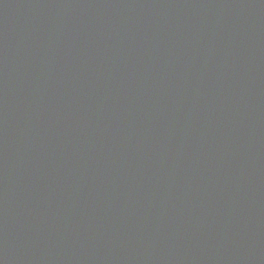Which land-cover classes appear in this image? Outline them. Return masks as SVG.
Returning a JSON list of instances; mask_svg holds the SVG:
<instances>
[{"label":"water","instance_id":"1","mask_svg":"<svg viewBox=\"0 0 264 264\" xmlns=\"http://www.w3.org/2000/svg\"><path fill=\"white\" fill-rule=\"evenodd\" d=\"M0 264H264V0H0Z\"/></svg>","mask_w":264,"mask_h":264}]
</instances>
